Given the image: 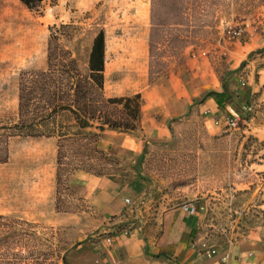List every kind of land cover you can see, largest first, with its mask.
I'll list each match as a JSON object with an SVG mask.
<instances>
[{"label": "rangeland", "instance_id": "obj_1", "mask_svg": "<svg viewBox=\"0 0 264 264\" xmlns=\"http://www.w3.org/2000/svg\"><path fill=\"white\" fill-rule=\"evenodd\" d=\"M153 1L47 0L29 11L0 0V125L16 120L19 73L45 69L52 26L70 25L62 44L83 73L102 31L104 98L142 101L137 131L96 139L116 164L64 146L51 191L38 176L42 160L55 172V153L46 159L44 140L10 137L0 215L37 225L42 240L53 233L67 264H92L93 246H111L106 238L127 232L153 242L166 212L198 204L196 249L264 257V0ZM223 90L225 111L206 97ZM55 121L76 131L67 114ZM114 195L122 212L108 218L101 211ZM54 204L68 214L56 215Z\"/></svg>", "mask_w": 264, "mask_h": 264}, {"label": "trees", "instance_id": "obj_2", "mask_svg": "<svg viewBox=\"0 0 264 264\" xmlns=\"http://www.w3.org/2000/svg\"><path fill=\"white\" fill-rule=\"evenodd\" d=\"M18 1L29 11H39L47 0ZM155 3L158 7H164L165 0H154L153 5ZM69 28L70 25L49 27L46 67L44 70L19 73L16 120L0 125V164L7 161L10 137L56 138L55 181L58 186L61 182V152L64 146L85 148L100 155L106 165L116 164L115 160L98 149L96 139L106 130L137 131L142 107L140 95L104 98L103 32L99 31L92 39L83 73L71 52L62 44ZM206 97L211 98L219 110H226L225 90L221 93L209 92ZM62 114L70 117L72 127L76 129L74 133L66 132L57 125L55 119ZM91 128L97 133H80ZM82 168L88 170L84 166ZM52 234L50 241L54 239ZM50 241L40 238L37 225L0 215V264H67L65 249L58 248Z\"/></svg>", "mask_w": 264, "mask_h": 264}, {"label": "crops", "instance_id": "obj_3", "mask_svg": "<svg viewBox=\"0 0 264 264\" xmlns=\"http://www.w3.org/2000/svg\"><path fill=\"white\" fill-rule=\"evenodd\" d=\"M215 92L221 93L219 91ZM213 103L215 104L214 101ZM215 107H217L216 104ZM16 137L19 138V136ZM23 138L44 140L45 142L42 144L47 146L49 151L47 157L46 150L42 152V155L46 157V159H51L55 153L56 166L57 140L55 137ZM54 146L55 151L53 149ZM39 171V180L44 181L48 190L51 191L54 188L52 184L51 189V182H56V167L55 172H53V170L50 171L47 162L43 164L42 160ZM117 198V195L110 196V200L105 204L106 209L101 211L108 218L111 216L116 217L122 212L120 200H118V202L114 201ZM126 199L128 198L124 200ZM53 206L56 215L68 214L67 212H58L55 208V204ZM194 208V215L187 214L183 211L182 207L166 212L161 219V233L153 242L144 241L143 238L136 233H129V235L122 233L112 237V244L110 247H100L98 245V249L93 246L90 252L93 259L92 264H264V257L256 256L255 251H252L254 249L241 253H234L231 250L224 254L216 252L215 255L211 257H207L205 252L196 249L195 244L190 243V241L195 235L201 207H198V204H194Z\"/></svg>", "mask_w": 264, "mask_h": 264}, {"label": "built area", "instance_id": "obj_4", "mask_svg": "<svg viewBox=\"0 0 264 264\" xmlns=\"http://www.w3.org/2000/svg\"><path fill=\"white\" fill-rule=\"evenodd\" d=\"M229 114H231L232 118L235 119V115H233L229 110H228ZM130 204V201L128 199L124 200V208H127ZM182 209L184 212H186L189 215H194L195 214V208L193 207V205H183ZM125 234H127V232H125ZM105 242L107 245H110L111 243V239L110 238H106ZM207 257H211L213 255H215L216 251L214 249L208 250L205 252Z\"/></svg>", "mask_w": 264, "mask_h": 264}]
</instances>
